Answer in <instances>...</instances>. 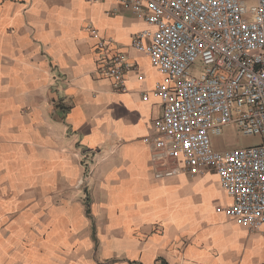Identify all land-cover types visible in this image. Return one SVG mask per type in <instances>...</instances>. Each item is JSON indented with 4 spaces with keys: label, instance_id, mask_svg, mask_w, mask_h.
<instances>
[{
    "label": "crops",
    "instance_id": "1",
    "mask_svg": "<svg viewBox=\"0 0 264 264\" xmlns=\"http://www.w3.org/2000/svg\"><path fill=\"white\" fill-rule=\"evenodd\" d=\"M148 28L118 0H0V264H264V226L160 132L161 77L131 46Z\"/></svg>",
    "mask_w": 264,
    "mask_h": 264
},
{
    "label": "built area",
    "instance_id": "2",
    "mask_svg": "<svg viewBox=\"0 0 264 264\" xmlns=\"http://www.w3.org/2000/svg\"><path fill=\"white\" fill-rule=\"evenodd\" d=\"M94 2L96 0H87ZM149 27L131 46L160 75V132L187 168L216 171L239 226H264V0H118ZM97 38L99 71L124 91L132 68ZM230 125L258 137L248 148L215 151L211 137Z\"/></svg>",
    "mask_w": 264,
    "mask_h": 264
},
{
    "label": "rangeland",
    "instance_id": "3",
    "mask_svg": "<svg viewBox=\"0 0 264 264\" xmlns=\"http://www.w3.org/2000/svg\"><path fill=\"white\" fill-rule=\"evenodd\" d=\"M248 6L254 4V0H243ZM259 143L258 137H246L241 135L234 127H223L221 135L211 137L212 148L215 151H228L238 148H248Z\"/></svg>",
    "mask_w": 264,
    "mask_h": 264
}]
</instances>
